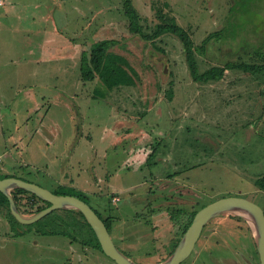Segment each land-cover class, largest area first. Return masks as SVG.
Instances as JSON below:
<instances>
[{
	"label": "rangeland",
	"instance_id": "1",
	"mask_svg": "<svg viewBox=\"0 0 264 264\" xmlns=\"http://www.w3.org/2000/svg\"><path fill=\"white\" fill-rule=\"evenodd\" d=\"M38 1L47 0L0 4V176L80 196L103 218L111 208L114 241L140 264L167 259L202 206L238 196L264 209L257 186L264 177V70L228 69L206 82L191 75L175 35L151 42L131 34L123 0H51L44 8ZM130 1L145 34L166 22L189 32L199 75L228 64L264 65V0ZM115 23L117 38L128 39L112 48L106 68H118L122 84L109 95L100 78V85L81 84L78 67L83 45L106 40L101 28ZM127 118L141 121L132 139L128 127L114 129ZM144 131L154 154L146 164V151L126 162ZM168 175L175 182L165 186L160 179ZM233 216L240 217L214 218L182 264H243L253 251L249 222ZM9 225L0 218V264H116L67 237L36 233L41 224L17 229L25 234L14 238L4 234L15 233Z\"/></svg>",
	"mask_w": 264,
	"mask_h": 264
},
{
	"label": "trees",
	"instance_id": "2",
	"mask_svg": "<svg viewBox=\"0 0 264 264\" xmlns=\"http://www.w3.org/2000/svg\"><path fill=\"white\" fill-rule=\"evenodd\" d=\"M124 4L122 6V11L126 17V27L129 29V32L133 35H140L143 39L147 41L153 42L156 38L161 37V35L166 33H171L175 35L182 43L184 52L186 54V60L189 65V69L191 75L195 78H199L200 80H207L214 79L220 80L223 78L224 73L226 70L230 69H244L246 72H261L264 70V65L261 66L262 68L259 70L258 67L255 65H246V64H228L224 68L221 67H213L208 70L203 75H199L198 73V66L195 60V52L197 48L194 46L193 40L191 35L188 31L181 28L176 24H169V23H162L157 26V28L151 34H145L143 25L141 24V19L139 14L137 13L136 9L133 7L132 2L130 0H123ZM168 20V19H167ZM148 30V29H147ZM115 36L113 39H106V40H95L90 45H87V51L82 53L81 57V79L84 82L93 83L97 79H101V81L105 84V88L108 91H111L122 83H120V79L115 78L116 76H120L119 69L116 70H107V64L111 61V58L114 54L112 48L118 45L119 42L126 41L128 36H123L120 39H116ZM122 57V56H121ZM123 58V57H122ZM124 59V58H123ZM122 69L121 66H118ZM8 177H17L16 175H7V176H0V178H8ZM168 177H172L169 176ZM23 179V178H20ZM25 180V179H23ZM28 181V180H25ZM257 186L259 189L264 192V177H261L257 180ZM59 194L58 192H54ZM12 195L16 201L18 209L23 215L30 216L40 212L41 210L50 206L49 202H46L36 196L35 194L26 191L24 189H15L12 191ZM80 197V196H77ZM82 199V197H80ZM84 200V199H83ZM204 207V206H202ZM200 210V209H199ZM196 210L191 214V218L187 221L184 227L180 228L181 234L180 238L174 245V248L181 240L182 236L185 234L189 226L191 225L194 216L199 211ZM100 215V214H99ZM238 221H244L242 217L233 216ZM0 218L10 224V229L14 231V234H9L4 232L5 235L11 237H17L19 235H24L25 233H21L17 231L19 228L27 227L28 230H33L34 225H23L16 220L14 215L10 209V202L6 195H4L0 191ZM50 218V220H47ZM112 218L109 220H104L107 226L111 227ZM110 221V222H109ZM36 224H41L40 227L35 228L36 233L42 236H64L67 237L73 243H79L84 247H91L94 251L100 250L103 252L100 242L90 224L87 222L84 215L78 210H56L37 222ZM247 224V223H246ZM250 239L253 243V251L249 252L247 255H243L246 258L252 260L253 264H260L259 254L254 242V237L252 233V229L249 225H247ZM3 227V226H1ZM251 264V263H250Z\"/></svg>",
	"mask_w": 264,
	"mask_h": 264
},
{
	"label": "water",
	"instance_id": "3",
	"mask_svg": "<svg viewBox=\"0 0 264 264\" xmlns=\"http://www.w3.org/2000/svg\"><path fill=\"white\" fill-rule=\"evenodd\" d=\"M15 189L29 191L42 200L49 202L50 206L36 214L23 215L12 195V191ZM0 191L8 197L11 212L21 224H35L56 210H78L93 228L103 252L110 259L116 264H140L116 245L104 220L89 203L80 197L56 194L39 184L15 177L0 178ZM224 214H236L249 222L259 254L260 264H264V209L257 203L238 196L221 198L202 207L194 216L191 225L182 236L174 252L158 264H181L185 261L193 252L206 225L214 218Z\"/></svg>",
	"mask_w": 264,
	"mask_h": 264
},
{
	"label": "crops",
	"instance_id": "4",
	"mask_svg": "<svg viewBox=\"0 0 264 264\" xmlns=\"http://www.w3.org/2000/svg\"><path fill=\"white\" fill-rule=\"evenodd\" d=\"M1 2H0V4H6V1L5 0H0ZM51 3V0H47V1H38V3L36 4V6H42V8H44V6L45 7H49V4ZM55 6H57V5H55ZM116 8L118 9L119 8V6L116 4ZM44 11H46L47 12V9H44ZM46 12H44V14L43 15H46ZM34 14V13H33ZM65 15H66V12L64 13ZM42 15V18H44L45 19V16H43ZM53 15L52 16H47L46 15V18L47 19H49V18H51V21H52V23H53ZM46 19V21L44 22L46 25H48V20ZM117 29H119V27H118V25H117V23H115V25H110V28L109 27H107V26H103L102 28H101V30H100V32H101V35L99 36V37H105V39H113L115 36H118V31H117ZM40 32H42L41 31V29H38ZM98 37V38H99ZM116 39L118 40V38L116 37ZM128 39V38H127ZM98 40V39H97ZM71 42H73V43H76L77 41H76V39H72V41ZM69 44V43H68ZM83 45V44H82ZM87 45H83V52H85V51H87ZM73 49V48H72ZM82 52V53H83ZM81 57H82V55H81ZM80 67L81 66H79L78 68H79V82L81 83V84H83V82L84 81H82V79H81V72H80ZM94 83V86L95 85H100L101 84V81L99 80V79H97L95 82H93ZM98 83V84H97ZM107 90V89H106ZM112 91V90H111ZM111 91H108V93H110L109 95H111L112 93H111ZM96 93V90L94 91V94ZM107 93V94H108ZM88 93H86V95H87ZM89 97H91V95L89 94L88 95ZM95 97H97L96 95L95 96H92L91 97V99L92 100H96V98ZM101 97H103V96H101ZM143 99H145V100H148V99H151V97L150 96H146V95H144V97H143ZM149 109H150V106H149ZM150 112H151V109L149 110ZM48 113V112H47ZM47 113H46V115H47ZM51 114V113H50ZM141 116H142V114H141ZM140 116V117H141ZM135 119V118H134ZM119 121H120V123L119 124H117L115 127H114V129H119L120 127V125H124V126H126V127H128L127 129H125V136L128 138V139H132L133 137H131V138H129V135L130 134H132V132L134 133V130L136 129V128H139L140 129V127H139V122H141V121H139V122H136V121H133V120H131V118H127V119H123V120H120L119 119ZM123 126V127H124ZM122 129V128H121ZM121 129H119L118 130V134L119 133H122L124 130H121ZM246 129V128H245ZM144 134H145V131H144V133H143V135H140V136H138V134H137V136L135 137V138H137L138 139V145H135V146H131L130 148H129V152H128V155H127V159H126V162H128L129 161V158H130V156H132L133 154H136V155H138L139 153H143L144 151H146V152H149L150 153V150H151V142L149 141V139H151V138H149V137H147V140L145 141L144 140V138H145V136H144ZM57 139H55L53 142H55ZM80 140H81V138H80ZM121 140H122V138H121ZM121 142H119L118 141V139L116 138V144H118V145H123L122 143L120 144ZM138 149V151H136L135 149ZM97 154V153H96ZM154 154V152H152V153H150L148 156H146L147 158L146 159H144L143 160V162L146 164V161H147V159L148 158H150V156H152ZM135 155V156H136ZM148 162V161H147ZM111 195H114V196H118V197H120V195H119V190H114V192H112L111 193ZM116 199H118L119 200V198H115V199H113V202H116Z\"/></svg>",
	"mask_w": 264,
	"mask_h": 264
},
{
	"label": "flooded vegetation",
	"instance_id": "5",
	"mask_svg": "<svg viewBox=\"0 0 264 264\" xmlns=\"http://www.w3.org/2000/svg\"><path fill=\"white\" fill-rule=\"evenodd\" d=\"M160 180H161V182H162L163 184H165V186H166V185L170 186V183L175 182V178H174L173 176H172V177H168V176H167V177H164V179L161 178ZM157 182H158V181H156V183H157ZM176 189H177V188H176ZM177 190H178V189H177ZM150 192H152V191H150ZM165 195H166V194H165ZM147 198H149V197H147ZM166 198H168V197H166ZM150 206H151V205H150ZM151 207H153V206H151ZM92 208H93V207H92ZM93 209H94V208H93ZM94 210H95V209H94ZM104 210L106 211V216H105L104 218L102 217V215H101L98 211H96V210H95V211L98 213V215L100 214L99 216H100L103 220H109V218H112V220H111V221H112V222H111V226H112L113 223L115 222V220H117V219H116V217H113V216H112V212H113V211L111 210V208H110L109 210H106V209H104ZM211 221H212V220H211ZM211 221H210V222H211ZM104 222H105V221H104ZM109 222H110V221H109ZM210 222H209V223H210ZM209 223H208V224H209ZM208 224H207V225H208ZM106 225H107V224H106ZM207 225H206V226H207ZM107 227H108V226H107ZM116 227H117V226H116ZM108 229H109V231H110V233H111V227H110V228L108 227ZM204 229H205V228H204ZM203 231H204V230H203ZM202 234H203V233H202ZM201 238H202V237H201ZM201 238H200V239H201ZM200 239H199V240H200ZM179 242H180V241H179ZM179 242H178V243H179ZM115 243H116V242H115ZM197 243H198V242H197ZM116 245H117V244H116ZM177 245H178V244H177ZM177 245H176V247H177ZM196 245H197V244H196ZM117 246H118V245H117ZM118 247H119V246H118ZM176 247L174 248V250L176 249ZM195 247H196V246H195ZM119 248H120V247H119ZM120 249H121V248H120ZM121 250H122V249H121ZM194 250H195V248H194ZM194 250H193V252H194ZM122 251H123V250H122ZM123 252L126 253L125 251H123ZM173 252H174V251H173ZM173 252H171L170 255H171ZM193 252L191 253V255L193 254ZM126 254H127V253H126ZM127 255H128V254H127ZM170 255H169V256H170ZM191 255H190V256H191ZM128 256H129V255H128ZM169 256H168V257H169ZM190 256H189V257H190ZM130 257H131V256H130ZM189 257H188L187 259H189ZM131 258H132V257H131ZM187 259H186V260H187ZM241 259H242V261H243V264H250V263L253 264L252 260L246 258L245 256H243ZM164 260H165V259H164ZM186 260H185V261H186ZM238 260H239V259H238ZM185 261H183L182 263H184ZM238 262H239V261H238ZM182 263H181V264H182Z\"/></svg>",
	"mask_w": 264,
	"mask_h": 264
},
{
	"label": "built area",
	"instance_id": "6",
	"mask_svg": "<svg viewBox=\"0 0 264 264\" xmlns=\"http://www.w3.org/2000/svg\"><path fill=\"white\" fill-rule=\"evenodd\" d=\"M2 159H1V157H0V161H1Z\"/></svg>",
	"mask_w": 264,
	"mask_h": 264
}]
</instances>
